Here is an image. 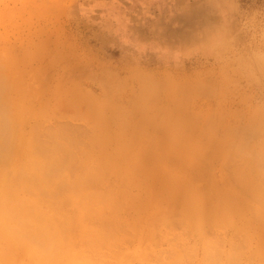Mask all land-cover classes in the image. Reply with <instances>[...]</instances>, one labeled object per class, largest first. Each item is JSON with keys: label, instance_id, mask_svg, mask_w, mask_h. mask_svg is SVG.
<instances>
[{"label": "rangeland", "instance_id": "374dc122", "mask_svg": "<svg viewBox=\"0 0 264 264\" xmlns=\"http://www.w3.org/2000/svg\"><path fill=\"white\" fill-rule=\"evenodd\" d=\"M221 35L227 42L230 44L233 43L232 46L236 47L235 50L239 52L251 45H254L255 48L257 45L260 47L262 45L264 49V0H0V75L5 73L4 76H9V79L10 77L12 78L16 72L15 64L18 66L20 65V68H23L25 72L32 69L34 66V68L39 70L42 74H36V77L33 75L29 77L30 74L24 73L22 85L27 89L26 94H24L25 97L24 95H21V97L14 95L17 97L16 101L19 99L14 104H21L24 99L26 104H30V101L27 100L33 95L38 96L43 94L41 93V91H45V89H41V87L45 85L43 83L50 82L47 83V86L51 84V86H49L51 88L48 87V91H50V89H52V91H50V93H44L57 96L58 93L56 95L54 90L59 89L60 95L56 97L58 99L54 98L56 101L52 99L50 103L47 102L48 109L50 106L48 112L52 116L56 113V116L60 114V117H64V125L68 127L70 131L72 129L75 132L82 131L84 134H90L86 121L90 120V118L97 119L101 113L106 114L104 112H98L97 107H101V109L105 107V111L109 108L108 99L99 96V92L104 90L106 86V90L113 88L119 89L121 84L119 85L118 81L120 78H128L132 73H144L150 79H153L156 73H158L161 74L163 78H171L173 80L171 84H183L188 87V90L193 91H200L209 87L212 88L215 85V89L221 92L223 96H225L227 92H232L234 84L225 87V85H221V83L206 84V81H202L201 83L192 82V80L196 79L199 75H204L207 72H217L220 65L222 67L224 66V64H221L222 61L228 58L232 59L230 56L233 51L227 54L228 56L224 57V59L217 60L215 55L210 54L211 51L216 48H212V50L211 48H205L207 40L215 38L216 36L221 37ZM16 41L26 42L29 45L24 51V49L19 47L16 48ZM161 41L165 43V47L159 48L158 42L160 43ZM24 52H26V56L23 55ZM17 58L20 59L18 63L15 62ZM229 76L231 77L230 73ZM58 78L59 81L61 80L62 82H59ZM236 78L238 77H235L234 82ZM112 80L116 84V86H114L115 84L113 85L114 87H112L111 84L113 83ZM210 80L215 82L217 78H212ZM55 81L60 87L61 85L63 86L61 88L62 91L58 88L59 86L54 87L56 86ZM247 82L249 81L246 80V78L237 81V90L239 88L244 91L246 86H248ZM32 86H34V89ZM108 86L111 88L109 89ZM39 90L40 93L38 92ZM237 94L240 99H244V102L240 101L238 98L232 99L231 102H228L230 99H227L225 102L224 100L222 101L220 107H216H219L226 113L237 115V121L234 125L236 128L240 125H244L246 116L243 115L242 112L245 113L246 110L260 105L259 102L261 101L260 99L252 101L250 96L251 92L243 93L240 91L237 92ZM53 95L51 96L53 97ZM37 96H35L34 99ZM3 97L4 96L0 95V100ZM28 97L29 99H26ZM48 97H50V95ZM185 100L186 102L183 100V104H185L186 108L189 99ZM52 102L58 103H55V107L54 105L52 107ZM144 102L147 103L146 100H144ZM203 102L204 100L199 99L194 105L192 104V112L201 114L202 118L207 114L210 115L208 111H196L199 110L198 106L203 107ZM212 103L213 102H210V104ZM86 105L91 106L87 107ZM85 106L89 109L93 107L92 109L96 111H92V109L88 110ZM213 107L215 108V103L211 106V109H214ZM13 108V113L11 115L18 116L17 119L14 116L11 117L15 121L20 118L19 115L21 113H19L20 111H18L17 105ZM12 109L10 108L11 111H9L12 112ZM15 109L17 110L15 111ZM52 109L54 112L57 111L54 113ZM67 116L68 118H66ZM81 120L85 122L79 123ZM18 121H20V119ZM261 133V130H258V134ZM78 136V133H73V137L77 138ZM134 139L137 143L133 141V144H137L138 148H140L142 145L140 139ZM59 142L62 144L61 146L65 151L81 150L85 151L86 154L94 155V158H91L94 160V164L92 165L101 167L98 168L99 172L97 174L105 175V173H107L105 176L107 177L106 180L113 177L117 181L118 178H123V176L125 178L127 177L126 179L124 178L125 182L119 180V186L126 187V189L120 190V187H112L113 190H115L112 198L111 195H109L110 193L108 191L106 192V194L110 196V201L91 200L89 198L90 195L87 194V201L84 202L79 198L76 199L71 193L64 194L50 201L52 207H44L41 209L42 211L38 210V212H43L42 214L44 215L39 213V215H42V218L33 219L34 221L42 219L41 221L45 222V218H49V221L45 223L40 221V225L43 226L48 233L49 237L47 236L45 238V241L47 239L46 243L50 241L51 243L49 242L48 246L52 244V249H54L52 250L51 247L46 246L49 248L50 252L44 245L46 244L45 241H43L44 243L41 242V246L40 242L26 238L28 237L27 234L20 232V225L17 222H6L5 224V222L1 221L0 233L2 236H0V261L2 263L0 262V264H10V262L11 264L12 262L14 264H162V262L164 264H246L247 261H250L246 259L247 255L251 256L253 252H256L255 256L253 253L254 259H257L256 262L264 264V243L250 247L248 246L250 241L239 243L231 240V237L226 238V233L221 230L222 224L217 227L218 229L220 228V230L216 228L217 223L216 226H212V229L208 227L210 224L209 220L214 218L215 214L216 217H220L218 215H221L223 218L224 214H230L229 212L232 213L235 208H231V211V206L226 207L229 209L227 212L226 208L222 210H220L221 208H216L217 206H215V203L213 207L216 209L211 208L213 209V213L210 212L211 210L208 212L212 214L209 215L204 210L206 213L199 212L201 214L198 215V218L196 216L194 221L192 220V222L189 221V223H185V220H183L185 212L186 215L192 212L194 203L192 202V205L189 200L179 203L177 199L172 198L174 196L171 194V196L167 195L168 193H162L161 195L162 191H157L156 185L153 184L154 178L156 177L154 173L153 176H147L146 181L142 175L139 176L137 173L132 174V172L126 173V168H122L121 165L127 163L124 159L119 160L124 163L119 162L120 165H117L119 167L121 166L123 171L120 168L117 173H110L112 175L110 176L108 173V168L110 167H108L109 163L103 165V163L99 164V162H96V157L99 154L98 146L90 147L84 141V146L77 148L71 146L64 137H61ZM138 142L140 143L138 144ZM104 152L109 154L106 149ZM256 154L258 155L256 158L259 156L261 157H259L261 160H256H260V163L258 162L260 165L261 161L262 163L264 162V150L261 151V148L256 146ZM89 163L91 162L89 161ZM101 165H103V168ZM255 165L257 166L258 164L255 163ZM20 169H24V166H20L18 170ZM258 169L259 167L257 169L255 168L259 174L263 172L264 164L262 170ZM7 170L8 168L5 165L3 168L1 167L0 176H4V174L9 171ZM120 171L121 173L123 172L121 176ZM258 173L256 174L257 176ZM151 174L152 173H150V175ZM116 175L118 178H116ZM131 175L133 178H131ZM261 175L263 176L264 172ZM128 176L130 177L128 178ZM262 176L259 175L258 177L261 178ZM141 178H143L142 181H140ZM262 182L264 184L263 180ZM128 184L129 188H127ZM188 188L193 189V186H189ZM155 191L159 192V194ZM195 195L197 194L195 193ZM201 197L198 196V200L195 199L196 203L204 201L201 200L203 199ZM170 198L172 200H170ZM113 199L114 201H111ZM27 200L29 199L27 198ZM205 201L204 205H206ZM79 202H81V204ZM116 202L125 208L118 209V206L113 207ZM131 202L133 203L131 204ZM178 203L180 204L179 206ZM129 205L132 210L134 209L133 211L131 210L132 212L130 211ZM199 205L201 206L200 203ZM232 206L234 207V205ZM180 210L182 212L185 211L183 212L184 214L180 213ZM206 210L208 211V209ZM139 211L140 213H138ZM94 213H96L94 219L88 220L86 216L84 217V215L90 216L92 214L94 215ZM68 214L70 215L69 218L72 219V223L65 222L67 219L69 220V218H66ZM175 214L178 215L176 216ZM78 215H83L80 224H78L79 221L77 220ZM165 215L167 216L165 217ZM44 216L46 217L43 219ZM207 216L210 218H207ZM225 217L224 215V218ZM222 218L220 217L223 221L224 218ZM73 219L75 220L73 221ZM171 219H173L174 222H172L173 220ZM162 220L166 224L163 223ZM233 220H235L234 217ZM195 221L198 222L194 225ZM208 221L209 224L207 223ZM52 222L53 225H51ZM200 222L208 225L200 224ZM139 223L142 224L140 225ZM198 223L201 226H199ZM95 224L99 226H95ZM167 224H171L170 227L165 226ZM84 225L86 227L84 230L92 226L93 232H89V235L92 237L93 233V239H90L88 237L89 235H83L82 232L84 230L81 227ZM78 227L81 229L79 228V230ZM208 228L210 229L208 230ZM56 232L60 235L58 234L57 236ZM94 232H97V235ZM137 232L139 233L137 234ZM61 234L63 235L61 236ZM13 236L16 237L13 238ZM138 236L140 238H137ZM58 237L60 238L58 239ZM146 239L149 240L147 241ZM107 241L109 242L107 243ZM54 242L58 247H56L57 245L55 246ZM25 243L28 244L25 245ZM116 244L124 246L126 249H124V247H119L121 253H118V251H115L114 247ZM39 245L42 247L41 249ZM2 246H8L11 253L9 252V254L8 252L1 251ZM127 246L129 247L128 250ZM28 247H31V252ZM43 247L46 248V253ZM16 248L18 250L21 249L22 251L20 252L22 253L28 248V251H26L29 252L28 256H25L24 260L21 259L15 262L17 258H20L19 255H15V252H18ZM258 248L260 249L259 252L256 251ZM122 250L124 252H122ZM54 254L57 255L54 256ZM29 256L30 258H27ZM114 257L115 260L113 259ZM46 259H49V261H46Z\"/></svg>", "mask_w": 264, "mask_h": 264}, {"label": "bare ground", "instance_id": "6f19581e", "mask_svg": "<svg viewBox=\"0 0 264 264\" xmlns=\"http://www.w3.org/2000/svg\"><path fill=\"white\" fill-rule=\"evenodd\" d=\"M25 43L26 42L16 41L15 46L16 48L19 47L21 49H24L25 51V48L29 45L28 43ZM232 45L233 43L230 44L229 42H227L222 35L221 37L216 36L215 38L207 40L205 48H211V50L212 48H216L212 50L210 54L215 55V58L217 60L224 59V57L228 56L227 54L233 51V55L231 54L230 56L232 59L228 58L227 60L222 61L221 64H224V66L222 67L220 65V68H218L219 70L217 72H207L204 75H199L196 77V79L192 80L193 83H201L202 81H206V84L221 83V85L224 84L225 87L234 84V89L232 92H227L226 95L223 96L221 95V92H218L215 89V85L212 88L209 87L207 89L204 88L200 91H193L188 90V87L183 84H181L183 86L171 84L173 82L171 78H163L161 74L158 73H156L158 77L155 75L153 79L148 78V76L144 73H132L131 76H129L128 78H120V80L118 81V84H121L119 89H110L111 87L108 86L110 90H106V86L104 90H101L99 92V96L108 99L109 108L107 107L108 110L105 111V107H102V109L101 107H97V111L110 114L105 116L106 114L101 113L97 117V119L90 118V120H87L86 125H88L90 134H84L82 131L75 132L72 129L70 131V129L64 125L65 118L62 116L60 117V114L56 116L55 112L57 110L54 112V108L52 109L55 113L54 116H52L48 112L50 106L48 109L47 102L50 103V101L54 98L58 99L56 97L60 95L58 91L59 89L54 90V87L59 86L58 88H60V91H62L61 88L63 86L61 85L60 87V85H58L56 81V84L54 83L56 86H52H54V93L56 95L58 93L57 96H54L53 94L44 93H50V91H52V89L48 91L49 88H51L49 87L51 86V84L47 86V83L50 82H45L43 83L45 85L41 87L42 90L45 89L44 92L41 91V93L43 94H40L38 96L35 95L37 96L35 99V96L33 95L34 97H32L34 101L32 97L30 99L29 97L26 98L29 99L27 101H30V104H26V102H24L25 99L23 100L24 103L21 101L22 105L14 104L19 100L18 99L16 101L17 97H21V95L26 94L27 89L24 88V85H22V79L25 75L24 73H27L28 75L30 74L29 77H31V75L35 76L36 74H42L39 70L34 68V66L32 69L28 68L30 71L27 70L25 72L23 68H20V65L18 66L15 64L16 72L12 78L10 77V79L9 76H4L5 73L1 74L0 95L4 97L1 99L2 101L0 100V168H3V166L5 165L9 171L7 170L8 172L4 174V176H0V224L2 222H5V224L6 222H17L20 225V232H24L25 234H27L28 237L26 238H29L33 241H38L41 244V242L44 243L43 241H45V238L48 236V233L46 232V229L40 225L41 222H43L41 221L42 219H39L37 221H34L33 219L42 218V215L44 214H42L43 212H38V210H41L44 207H52V203L50 202L51 200L56 199L61 195L71 193L76 199L79 198L84 202L87 201V194L90 195L89 198L91 200L96 199L101 201H110L109 195H111L112 198L113 194L115 193V190H113V188L120 187V190L126 189V187L124 188L123 186H119V180H121V182H125V177L123 175V178H118V176L116 175V178H118L116 181V179L113 177L106 180L107 177L105 176L107 175V173H105V175L97 174L99 172L98 168L100 166L98 165L99 167H95L92 165L94 164V160L91 158H94V155L86 154L85 151L81 150L65 151L61 146L62 144L59 142V139L61 137H64L65 139H67L71 146L77 148L84 146L85 142L90 147L98 146L99 154L96 157L97 161H95L99 162V164L103 163V165L105 163H109V165H106H108V167L110 166L111 168H106H108V173L110 176H112L110 173H117V171L121 168V166H117L120 165L119 160L124 159L127 163H124L122 161L120 163L125 164L121 165L122 168H126V173L132 172V174L137 173V175L139 176L142 175L145 178V181L147 176H153L154 173L156 177L154 176L155 180L153 184L156 185L158 190L156 188L154 189L151 187L152 189L160 192L162 191L161 195L162 193H168L167 195L171 194L172 196H174L172 198L177 199L179 203L185 200H189V202L191 201V203H194V205L192 203V212L186 215V212L183 211L185 212V216L182 217L183 220H185V223H189V221L192 222V220L194 221L196 216L198 218V215L205 211L208 213L209 210H211L210 212H212L213 209L211 208H215L213 207L215 203V206H217L216 208H221L220 210L229 206H231L230 210L231 208H235L233 210L234 212L231 210L232 213L229 212L230 214H224L226 216L225 218L227 219H225L224 215L222 214L225 220L222 218L221 215H218L223 219V221L220 219V217H216L215 214L216 218H211L209 220L210 224L209 221L207 222L209 224L208 227L212 229L214 226H216L217 223V228L220 226V224H222L221 230H223L222 232L226 233V238L231 237V240L237 241L239 243H246L250 241V244H248V246L250 247L253 245L256 246L263 244L264 184L262 180L264 181V175L262 176L261 174L264 172V170L259 174L257 170H255V168L257 169L259 167V169L262 170V166L264 164V162L262 163L261 161L262 166L261 164L259 165V161L261 160L260 156V158H256L258 156L256 154V146L261 148V151L264 150V49L262 48V45L261 47L257 45L256 48L254 45H251L250 47L240 50L239 52L236 51V47ZM158 47H165V43L162 41L160 43L158 42ZM23 55L26 56V52H24ZM19 61L20 59L17 58L15 62L18 63ZM229 73L231 74V77L229 76ZM235 77L238 78H236L234 82ZM212 78H217V80L213 82V80H210ZM245 78L249 81L247 82L248 86H246L244 91H242V89L240 90L239 88L237 90V81H240L241 79ZM113 80V83H111L112 87L116 86ZM59 82L62 81L60 80ZM32 88L34 89V86H32ZM40 90L38 91L39 93ZM240 91L243 93L251 92L250 96L252 101H256L257 99H260L261 101L259 102L260 105L256 107L254 106V108L246 111L243 110L245 111V113L242 112V114L246 116V118L244 119V125H240L238 128H236L234 125L237 121V115L226 113L222 111V109H220L219 107L222 104V101L224 100L225 102L227 99H230V101L228 102H231L232 99L238 98L240 101L244 102V99H240L237 96V92ZM14 95H17V97H15ZM49 95L50 97H48ZM51 95H53V97ZM185 99H189V103L186 108L185 104H183V100L184 102H186ZM199 99L204 100L203 107L198 106L199 110L196 111H208L210 115L207 114L205 117L202 118L201 114H196L192 112V104L194 105ZM144 100H146L147 103L144 102ZM210 102L213 103L210 104ZM55 103L52 104V107L53 105L55 107ZM214 103L215 108L213 107L214 109H211V106ZM16 105L18 111H20L19 113H21L19 115L20 121H18L19 119L14 121V119L11 118L12 116L16 117L15 115H11L13 113V107H16ZM217 106L219 107L216 108ZM10 108H13L12 112H10ZM90 108L92 109L93 107ZM17 109H15V111ZM87 109L91 110L89 108ZM92 111L96 110L92 109ZM102 115H104L105 117ZM17 118L18 116L16 117V119ZM66 118H68V116ZM81 122L85 121L81 120L79 123ZM258 130H261L262 133L258 134ZM73 133H78L79 136L75 138L73 137ZM134 138H136V140L140 139V142L142 144L140 148H138L136 144L137 142ZM133 141L136 142V145L133 144ZM140 142H138V144ZM105 149L109 154L104 152ZM93 151L95 152L94 149ZM257 159L260 160L256 161ZM89 161L91 163H89ZM255 163L259 166L257 165V167ZM103 165H101L102 168ZM20 166H24V169L18 170ZM122 168L121 170L123 171ZM255 171L258 173V176H262V179L256 175L257 173ZM122 173L120 171V176ZM150 173L152 174L150 175ZM129 177L130 176H128V178ZM131 178H133V176ZM254 178L258 179H256L255 181ZM142 179L143 178L139 180L142 181ZM153 184L151 185L153 186ZM189 186H193V189H189ZM127 188H129V184ZM107 191L110 193L109 195L106 194ZM157 193L159 194V192ZM195 193L197 195H195ZM198 196H202L201 198L203 199L201 200H206V205H204V201L201 200H199L201 201L199 202L201 206L199 205V203H196L195 199L198 200ZM27 198L29 200H27ZM170 200L172 199L170 198ZM111 201H114V199ZM133 202H131V204ZM79 203L81 204V202ZM179 203L178 206L180 205ZM232 205H234V207ZM116 206H118V209H122L124 207L118 202H116L113 207ZM206 209H208V211ZM131 210L132 208H130V211ZM228 211L229 209H227V212ZM183 212L180 210V213L184 214ZM39 213L42 215H39ZM138 213H140V211ZM212 213L208 214L210 215ZM95 214L96 213L90 216L84 215V217L86 216V219L88 220L92 218L94 219L96 217ZM166 216L167 215H165V217ZM45 217L46 216H44L43 219ZM69 217L70 215L68 214L66 218ZM233 217L235 220H233ZM82 218L83 215L77 216V220L79 221L78 224H80ZM207 218L210 217L207 216ZM45 219V222L49 221L48 217H46ZM67 220L65 221L66 223H72V219L69 218V220ZM74 220L75 219H73V221ZM172 222H174V220ZM196 222L198 221H195L194 225ZM232 222L234 223V225ZM18 224L17 226L19 227ZM139 224L141 225L142 223ZM200 224L204 223L200 222ZM200 224L199 226H201ZM208 224L205 223L204 225ZM51 225H53V222L51 223ZM96 225L97 224H95V226ZM170 225L167 224L165 226L170 227ZM79 228L80 227H78V229ZM81 228H83L84 230V228L86 227L84 225ZM210 228H208V230ZM218 230H220V228ZM154 231L156 230L154 229ZM89 232H93L92 226H89L82 233L83 235L88 236L90 234ZM138 233L139 232H137V234ZM56 234L58 236L59 233L56 232ZM62 235L63 234H61V236ZM0 236H2L1 233ZM14 237L16 236H13V238ZM88 237L90 239L92 237L94 238L93 233L92 237L91 235H89ZM59 238L60 237H58V239ZM137 238L140 237L138 236ZM141 238L144 239L143 237ZM108 242L109 241H107V243ZM48 243H46L47 245L44 244L45 247L48 246ZM27 244L28 243H25V245ZM56 245L57 244H55V246ZM41 246L39 245L40 249L42 248ZM45 247H43V250ZM48 247H51L52 249V244H50ZM56 247H58V245ZM114 247L115 251H118L119 253V247L123 248L124 246L116 244V246ZM28 248L23 253L20 252L22 251L21 249H15L16 251H18L15 252V255L20 256V258H17L15 256L17 258L15 262L21 259L24 260L25 256H28L29 252H26L28 251ZM46 248L44 252L46 251ZM1 249V251L3 252L11 253L8 246H2ZM124 249H126V247H124ZM128 249L129 247L127 246V250ZM256 251L259 252L260 249L258 248ZM122 252L124 251L122 250ZM8 253L7 255L10 254ZM253 253L251 254V256H245L246 259L250 260L247 261L246 264H260L256 262L257 259H254L256 252L254 253V256ZM55 255L57 254H54V256ZM27 258H30V256ZM113 259L115 260V257ZM47 260L49 261V259H46V261ZM12 264L14 263L12 262ZM162 264L164 263L162 262Z\"/></svg>", "mask_w": 264, "mask_h": 264}]
</instances>
